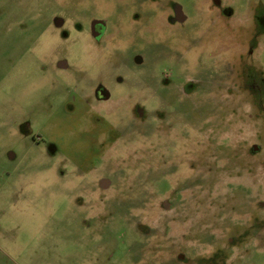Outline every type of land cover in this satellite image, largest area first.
<instances>
[{
  "label": "rangeland",
  "instance_id": "rangeland-1",
  "mask_svg": "<svg viewBox=\"0 0 264 264\" xmlns=\"http://www.w3.org/2000/svg\"><path fill=\"white\" fill-rule=\"evenodd\" d=\"M262 162L264 0H0V264H264Z\"/></svg>",
  "mask_w": 264,
  "mask_h": 264
},
{
  "label": "flooded vegetation",
  "instance_id": "flooded-vegetation-1",
  "mask_svg": "<svg viewBox=\"0 0 264 264\" xmlns=\"http://www.w3.org/2000/svg\"><path fill=\"white\" fill-rule=\"evenodd\" d=\"M216 2H218L220 4L221 0H215ZM173 12L167 17L170 23H177V22H181L184 21L186 19L185 13H184V9L183 7L178 4V3H173ZM136 17H139V13L135 14ZM54 21L55 24L57 25V27L60 29L61 33L63 35H68L70 33V24H68L66 18L62 15V14H57L54 17ZM75 27L77 28V30H83L84 28H86L87 30H89L91 32V34L96 38V39H102L106 36L109 35V33L111 32V27H110V22L109 20L101 15H95L94 17H92L88 23H87V27L84 26V22L77 20L75 21ZM62 66H66L67 64L65 62H61ZM95 94L96 97L99 100L98 105H102V107L104 106V103L109 101L112 98V93L104 86V85H98L95 89ZM98 105L95 106H89V109L87 110L88 112L90 111H95V110H99ZM99 108H98V107ZM103 109V108H102ZM253 146L251 147L252 150ZM263 163V162H262ZM264 164V163H263ZM104 184V186H109V183L106 179L103 180L102 182Z\"/></svg>",
  "mask_w": 264,
  "mask_h": 264
}]
</instances>
